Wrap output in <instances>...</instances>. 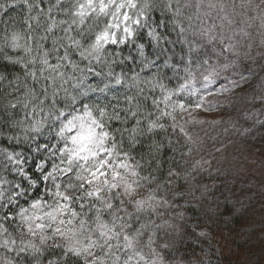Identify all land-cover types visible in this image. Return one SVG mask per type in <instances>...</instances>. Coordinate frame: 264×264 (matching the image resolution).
Here are the masks:
<instances>
[{"label":"snow or ice","instance_id":"obj_1","mask_svg":"<svg viewBox=\"0 0 264 264\" xmlns=\"http://www.w3.org/2000/svg\"><path fill=\"white\" fill-rule=\"evenodd\" d=\"M237 90L264 140V0H0V264H204L187 126Z\"/></svg>","mask_w":264,"mask_h":264},{"label":"trees","instance_id":"obj_2","mask_svg":"<svg viewBox=\"0 0 264 264\" xmlns=\"http://www.w3.org/2000/svg\"><path fill=\"white\" fill-rule=\"evenodd\" d=\"M33 155L40 158V154ZM207 174H200L197 183L207 185L209 191L202 199L194 200L185 220L178 222L184 225L189 237L181 253L189 259L200 258L204 264H264V211L257 209V203L264 202L261 194H257L256 188L249 190L243 181ZM42 189L41 185V192ZM195 196L201 197V189L195 191ZM199 228L212 235L219 249L216 256L203 254L196 236Z\"/></svg>","mask_w":264,"mask_h":264},{"label":"rangeland","instance_id":"obj_3","mask_svg":"<svg viewBox=\"0 0 264 264\" xmlns=\"http://www.w3.org/2000/svg\"><path fill=\"white\" fill-rule=\"evenodd\" d=\"M218 87L219 84L213 87L212 91L215 92ZM247 91L250 95L251 88ZM208 101L211 102L210 107L206 103L205 109L193 113L196 120H203L205 123L193 122L187 126V130L196 141L190 159L202 158L210 162V166L205 165L206 170L200 174H218L217 176L227 177L233 181L235 179L243 181L249 190L253 191L256 188L257 194H261V198L264 199V140L257 131L251 135H241L237 130L240 124H244L242 119L239 123L237 120L239 114L249 107L248 96L237 90L234 95L208 97ZM213 121L217 123H212ZM234 124L236 127H233ZM257 205V209L264 211V202L263 205L259 203ZM262 217L264 218V215ZM201 230L204 229H196V233ZM207 234L197 242L202 244L203 252H207L206 256H216L219 249L212 235L208 232Z\"/></svg>","mask_w":264,"mask_h":264}]
</instances>
